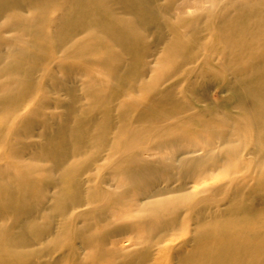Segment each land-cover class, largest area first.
Wrapping results in <instances>:
<instances>
[{
    "label": "bare ground",
    "instance_id": "obj_1",
    "mask_svg": "<svg viewBox=\"0 0 264 264\" xmlns=\"http://www.w3.org/2000/svg\"><path fill=\"white\" fill-rule=\"evenodd\" d=\"M192 1L0 0V264H264V0Z\"/></svg>",
    "mask_w": 264,
    "mask_h": 264
},
{
    "label": "rangeland",
    "instance_id": "obj_2",
    "mask_svg": "<svg viewBox=\"0 0 264 264\" xmlns=\"http://www.w3.org/2000/svg\"><path fill=\"white\" fill-rule=\"evenodd\" d=\"M220 2H221V4L219 5L218 2H214V0L213 1L207 0V2H205V3L204 2H201V3L200 2H197L196 3L195 1H192L193 5L190 4V9L192 10V11L190 10V16L191 17L199 16L201 13H206V12H209V10H213V9L219 10V9L225 7V5L229 2V0H221ZM192 7H194V8H192ZM201 7H202V9H201ZM210 98L213 101L219 103L221 100H224L226 98V94L219 93L217 90L214 89V90H212V94L210 95ZM146 127L149 128L150 126H146ZM155 154L158 156L161 153L158 154V152H155ZM220 180H221V178L215 179V180H212L213 182H211V183L216 184V182H219ZM131 237H128V238L125 237V238H123L122 244L123 245H128V243H130V245H133L134 243H136L135 240L133 238H131ZM124 239H126V240H124ZM122 244H121V246H123ZM124 248L127 249L126 247H124Z\"/></svg>",
    "mask_w": 264,
    "mask_h": 264
}]
</instances>
